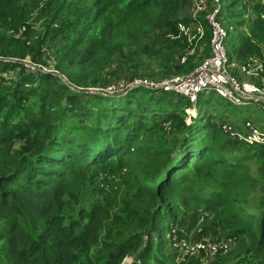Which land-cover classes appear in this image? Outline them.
<instances>
[{
    "label": "trees",
    "instance_id": "16d2710c",
    "mask_svg": "<svg viewBox=\"0 0 264 264\" xmlns=\"http://www.w3.org/2000/svg\"><path fill=\"white\" fill-rule=\"evenodd\" d=\"M243 2L217 14L223 19L228 9L225 42L237 39L227 47L237 62L264 58V0L248 1L237 14L233 6ZM187 6L191 0H0V264H121L129 255L133 264H165V247L178 264H264V195H250L259 192L264 169L255 178L244 163L261 160L264 146L241 142L224 152L228 146L210 136L217 130L208 115L215 104V120L245 114L249 128L252 101L235 106L207 89L191 101L127 83L111 94L89 91L109 81L112 64L114 72L125 64L138 71L152 61L160 78L194 72L196 52H180L191 48L179 29L188 27L190 18L181 14ZM198 12L192 18L210 56L211 27ZM48 64L65 80L40 69ZM192 106L198 113L186 124L184 109ZM129 158L134 163L123 167ZM206 163L224 175L201 180L203 191L187 188ZM103 165L127 174L123 194L99 186ZM187 197L218 225L216 234L207 230L198 239L208 231L213 240L234 236L235 252L213 262L205 251L172 245Z\"/></svg>",
    "mask_w": 264,
    "mask_h": 264
},
{
    "label": "rangeland",
    "instance_id": "374dc122",
    "mask_svg": "<svg viewBox=\"0 0 264 264\" xmlns=\"http://www.w3.org/2000/svg\"><path fill=\"white\" fill-rule=\"evenodd\" d=\"M248 1H250V0H244L243 3L235 4L233 6V7H236L235 12H237V14H238L239 11L243 10L244 7H247L246 5H247ZM232 2H234V0H229L228 2H225V0H206L204 8L202 10H200V11H202V13H204V15L207 18V16L209 14H211L215 8L218 9L217 13L215 14L214 22H211L208 18H207V20H208L210 27H211L209 29L212 32V37H213V25L215 26V23L219 24L220 28L225 32V34L223 36V40H224V48L226 51L225 52L226 64H224V66H222L220 69H218L217 65L216 66L215 65H207V66L203 65V63L206 60L210 59L209 57L212 55V46H211V55L210 56L205 55L204 53L206 51V42H204V41L201 43L199 42V39L203 35L204 30H203L202 26L200 24H198L197 22H195L193 19L200 12L195 10V6L193 3H192L193 4L192 8L190 6H187L184 10H181L182 15L188 16L190 18V21H191V19L193 21L188 22L189 23L188 27L181 25L184 28H180V26H179V29L184 30L182 32L187 35L188 40L190 41V45H191L190 49L186 47L184 50H181L180 52L187 53L188 55H193L196 52V54L194 55V58H195L194 62L200 63L202 61L200 64L198 63L199 65L197 64V67L195 69L196 71H194L193 74H191L190 76L200 78L203 81V83L205 81L211 82L210 84L213 83L212 84L213 86L206 88V89L207 90H214L218 95H221L223 98H225L228 103L234 104L235 106L236 105L242 106V105H244L243 103H236L235 104L232 101V98L230 97V95H231V93H234L233 90L235 89V86L241 87L245 83L246 84H252L254 86H259V88L261 87V84L264 81V58L259 59V58H255V57H250V58H248L247 61L237 62L231 57L232 52L227 51V47L229 48V46H233L236 43L237 39L233 35V39L231 37H229L227 42H225L226 30L224 28V24H225V21H227V19H228V16H227L228 15L227 14L228 9H226L225 11L221 10L222 17L225 21L221 17H219L217 14H219V10L222 8V6L226 7V5H229ZM233 7H231V9ZM245 11L250 12V8L245 10ZM223 13H225V15H223ZM198 21H201V20H198ZM230 24L232 25L233 22H231ZM209 29L207 28V30H209ZM212 37H211V39H212ZM210 45H211V41H210ZM210 45H209V47H210ZM263 57H264V54H263ZM215 60H216V58H215ZM113 62H115V60ZM254 62L256 64L262 65V71L258 70V68L256 66H254L255 65ZM26 65H28V64H26ZM158 66L159 65L154 64L152 61L145 60V62L139 68L138 71H136L137 69L134 68L132 65L125 64L124 66H122V70H118L117 72H114L116 70L117 66H116V64H112L109 67H107V71L110 74H112L109 81L105 82L102 85H97L95 87H92L89 89V91L90 92H101V93L111 94V93L118 92V90H119L118 88H119V86L120 87L122 86V83H127L129 86L134 84V87H137V88L141 87V86H144V87L146 86V88L148 86H154L151 88H153V90H155L156 88L159 87V85H155V84H158L161 80H163V81L167 80L168 81V80L178 79L180 81V80L185 79V77L182 75H174V76H171L169 78L168 77L160 78V76L156 75L158 73V68H159ZM35 67L39 68V66H37V65H35ZM40 69L42 71H49V72H52L53 74H57L61 77L62 80H65L62 77V75L58 73V71H56L55 69H52V64H48V65H46V67H40ZM14 74L11 71V72L7 73V76H12ZM224 76L231 78L234 81L235 86L233 85V81L231 83V79H228V83H223V86L221 88L215 87V85L220 86L221 83L214 82L212 78L216 79V78L220 77L223 80H225L223 78ZM229 80H230V82H229ZM155 86H158V87H155ZM190 88H191V86H190ZM190 88L186 83H183L181 85V89H182L181 91L182 92H180V94L187 97L189 100L194 101L197 98L196 95L199 91H197L195 93L196 98L191 99L190 96H186L184 94V90H189ZM217 90H219L222 94H220ZM110 91H112V92L110 93ZM163 91L170 92L169 90H163ZM247 96L250 99L248 102H251V101L253 102L251 104L253 110L249 111L252 113V117L251 116L250 117L253 119L251 122V125L258 132L264 133V131H263L264 130V120H262L260 118V111L262 110L264 112V105L263 106L261 105V103L264 102L263 95L259 94V93H255L254 96H252V95H247ZM255 99L258 103H256ZM257 99H259V100H257ZM213 103H216V100H213ZM216 108L217 107L215 106V104H213V106L211 108L212 111L208 112V115L211 116L210 117L211 122H213L215 129L217 130V132L212 133L210 136L214 137V139H215L214 144L216 146L221 147L222 144L224 145L223 146L224 148L226 146H228V147H226L224 152L226 150L228 152H232L233 150H235V148H238V146H241V142H245V139H247L251 135V130L249 128H247V123L245 124V121H246V119L244 120L245 114H242L238 117L231 116V119L228 122H220V120L219 121L215 120V116L217 114ZM258 108H261V109H259L258 112L255 111ZM232 109H233V111H237L236 107H233ZM184 113H185L184 120H185L186 124H189V123L191 124L192 120L196 117L198 111H197L195 106H192V107L185 108ZM202 121L205 122V119H203ZM261 121H262V123H261ZM261 126H263V128H261ZM166 132H168V126H166ZM228 138H231L233 141L232 143H229V145L226 143ZM155 140H156V142L158 141L157 137L155 138ZM216 150L218 151L219 149L216 148ZM132 163H134V160L129 158L128 160L125 161V164H123L122 166L126 167L127 165L132 164ZM244 163H246L250 167V171H251L252 176H254L255 178L262 177V168L264 169L263 158L260 160V159H257L254 157L252 160L245 161ZM116 169H119V168H116ZM122 170L113 171L112 168L110 167V165H103V166L98 167L96 173L97 172L102 173L100 176V178L102 180L99 181V186L101 185L102 187L108 189L109 188L108 184H111L109 189L115 191V193L123 194V192L127 186L126 178H128V177H127V174H125L124 172H121ZM224 172L225 171L222 167L217 166L214 163H213V166L209 163L203 164L202 168L198 172H194L191 174V176L188 179L189 181H188V187L187 188H190V190L198 189V190L203 191V189L207 186V184H206V181L201 183V180H204L205 178H210L209 177L210 174L224 175ZM85 175H86V172H83L81 176H85ZM256 185H257V189L259 192L255 193V190H254L253 193H251L250 195H253V196L255 194L264 195V178L262 177V181L260 180L259 184H256ZM99 186L97 183L98 189H99ZM70 190H71L72 194H77L80 191V186L78 185V183L73 182L72 184H70ZM104 191H106V190H104ZM251 199H252V197H251ZM177 210H182L184 212L185 223L183 225L178 224V226L177 225L173 226L174 235H175V240H174V246L175 247L179 248L180 243H182V242H185L190 247L195 246L196 242H198L199 239H201V238H206V241L213 240V239H211V237H213L211 232L213 234H216V233H214V230H215V228H217L218 225L216 224L215 220L212 217L211 218L205 217L203 215L204 213L199 212L202 209L200 208L198 202L195 201V199L187 197V200L184 199L182 201L180 207ZM194 210H196V211H194ZM179 218H181V217H179ZM22 220H24V219H22ZM207 230H210L211 232L210 231L206 232V234H204L203 237L198 239V234L203 233L204 231H207ZM213 238L215 239V237H213ZM247 242H248V239H245V243H247ZM236 243H237V241L235 240V243L225 253L226 256H228L233 249L234 250L231 253L235 252L236 249L239 248L238 245H236ZM172 245H173V242H172ZM163 252H164L163 253V260H164L165 264H178L176 253L171 252V250H169L166 247L163 249ZM210 256L211 255H209V257L207 259L215 262V260H216L215 258L217 255H214L211 257ZM133 262H138V261H137L136 257H132V255H129V256L124 257L122 259L121 264H133Z\"/></svg>",
    "mask_w": 264,
    "mask_h": 264
},
{
    "label": "built area",
    "instance_id": "2783aa9c",
    "mask_svg": "<svg viewBox=\"0 0 264 264\" xmlns=\"http://www.w3.org/2000/svg\"><path fill=\"white\" fill-rule=\"evenodd\" d=\"M192 3L195 6V10L196 11H200L204 8L205 6V2L206 0H191ZM217 8H215L213 10V12L211 14H209L207 16V18L211 21L214 22V18H215V14L217 13ZM180 28H184L183 26L180 25ZM181 30V29H180ZM184 31V30H181ZM225 32L220 28L219 24L215 23V26L213 25V37L211 39V46H212V55L209 57L210 59L206 60L203 65L207 66V65H217V68L220 69L222 66H224V64H226V58H225V48H224V40H223V36H224ZM216 58V60H215ZM182 61L184 60V57L181 59ZM215 60V61H214ZM255 63V62H254ZM258 70L262 71V65L261 64H256L255 65ZM196 71V70H194ZM192 73L185 75V79L184 80H178V79H174V80H161L158 84L155 85H159L155 86L158 87L159 89H163V90H169V91H175V92H182L181 90V85L183 83H186L189 88L191 86V88L189 90H184V94L186 96H190L191 99H195V93L197 91H200L201 89H206L209 88L211 86H213L212 84H210L211 82L205 81L203 83V81L200 78H196L194 76H190ZM179 78V77H178ZM225 80H223L222 78H212L214 82L217 83H221L220 86L215 85V87L217 88H221L223 86V83H228V77H223ZM181 79V78H180ZM183 79V78H182ZM232 79H231V83H232ZM230 82V80H229ZM233 85L234 81H233ZM122 87V86H121ZM134 87L133 85H128L127 84V89L128 88H132ZM146 87V86H145ZM151 87L154 86H148L147 88L149 89H153ZM156 88V89H158ZM220 94H222L219 90H217ZM234 93H231L230 97L232 98V101L236 104V103H243L246 104L250 99L248 98L247 95H252L254 96L255 93H259L263 95L264 98V81L261 84V87L259 88V86H254L252 84H244L241 87H237L235 86V89L233 90ZM112 91H110L111 93ZM259 100V99H257ZM256 101V99H255ZM262 104L264 105V102H262ZM249 129L251 130V135L245 139V142L248 144H259V145H263L264 146V133L262 132H258L257 130H255V128H253L252 126L249 127ZM263 160H264V155H263ZM235 237L234 236H225L219 240H209V241H202L199 240L198 242H196L195 246H188V244H186L185 242L180 243L179 249L186 251L187 253H198L199 251H205L206 253H208L211 256L217 255V254H225L230 248L231 246L235 243ZM174 244V243H173Z\"/></svg>",
    "mask_w": 264,
    "mask_h": 264
}]
</instances>
